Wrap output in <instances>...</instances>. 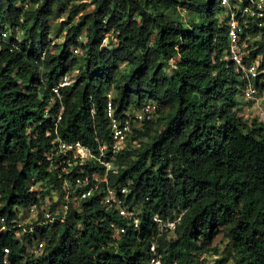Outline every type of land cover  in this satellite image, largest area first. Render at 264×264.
<instances>
[{
  "label": "trees",
  "instance_id": "trees-1",
  "mask_svg": "<svg viewBox=\"0 0 264 264\" xmlns=\"http://www.w3.org/2000/svg\"><path fill=\"white\" fill-rule=\"evenodd\" d=\"M178 9L195 18L167 14ZM226 11L221 0H0V34L8 33L0 41V216L8 224L0 264L6 248L10 264H148L153 243L164 264H198L219 252L211 245L221 231L227 242L215 264H264V122L240 117ZM245 29L264 35V15ZM74 71V82L60 85ZM110 90L118 117L158 104V116L135 129L139 146L103 156L116 166L108 185L141 211L138 228L107 209L100 190L76 198L106 166L90 159L65 172L48 158L57 136L96 154L112 144ZM77 175L88 177L85 187ZM47 197L51 210L68 209L14 226ZM155 215L180 217L174 232H159ZM112 224L125 228L120 238ZM39 240L44 252L27 256L25 243Z\"/></svg>",
  "mask_w": 264,
  "mask_h": 264
},
{
  "label": "built area",
  "instance_id": "built-area-1",
  "mask_svg": "<svg viewBox=\"0 0 264 264\" xmlns=\"http://www.w3.org/2000/svg\"><path fill=\"white\" fill-rule=\"evenodd\" d=\"M222 5H224L228 11L227 24L229 26V44H228V54L227 59L235 63V68L238 72H242L243 79L246 81L245 85L241 87L239 93V107L240 116L243 118H248L251 115V111L256 108V101L260 100L259 90L256 88L253 81L258 77L264 75V54L262 52L255 51L260 47V41L263 40V34L261 32L248 33L246 27L249 22L255 18H259L264 15V0H221ZM259 25H262L261 23ZM8 37V33L5 31L2 33L0 40H5ZM74 71L72 74L68 73L63 76L60 85H70L75 80ZM260 82H264V77L259 79ZM58 91L57 88H54ZM108 106H107V116L109 118V129L110 135L112 137V144L100 145L99 154H96L92 149L82 145L79 141H68L60 136H57L54 140L56 145L48 153V158L60 165H70L74 161L76 164L82 163L89 159L98 160L101 164L106 166L105 173H94L93 177L97 181L93 187L83 190L76 195V198L83 199L93 195L95 190H100L102 196L101 202L109 210H116L119 215L127 219L134 227L138 228L140 225V209L139 208H128L123 205V200L119 196L116 189L111 188L107 183V172L110 170L115 171L116 168L112 161L107 162L103 159L106 152L111 154V158L125 150L130 146H136L137 143L133 139L135 134V129L141 128L145 120H154L158 116V104L154 101H150L143 104L139 108H132L124 111L122 117H118L115 114V107L113 105V98L116 93L111 90L107 94ZM262 98V97H261ZM63 108L56 114V122L60 121ZM72 154V156L70 155ZM74 165V166H75ZM73 166V167H74ZM67 166L63 169L65 172ZM97 174H101L102 177H98ZM75 184L78 188H83L88 184V177L82 178L76 176ZM102 182H106L105 186H100ZM69 185L68 181H65V186ZM121 192L123 194L128 193V189L122 188ZM47 204L49 200L46 201ZM43 204L41 211L45 220L38 222L42 225L48 221H53L58 218V208L54 212L50 211V206ZM62 208V207H60ZM59 208V209H60ZM67 208V206H65ZM39 209L36 205L30 208L29 214H38ZM56 215V216H55ZM36 217L35 219H37ZM155 223L157 224L158 230L161 233H173L180 217L174 219L162 218L159 215L153 217ZM17 222V221H16ZM22 221H18L14 226H22ZM113 226V237L120 238V236L125 232V228L118 225L112 224ZM8 229V224L4 216L0 217V233L5 232ZM32 231V229H30ZM45 242L44 240H39L36 244H33L28 249L30 255L37 257L44 252ZM152 256L150 257L148 264H164L162 255L157 252L156 245H151ZM10 250L8 248L4 249V263L8 264ZM198 264H209L203 258L200 259Z\"/></svg>",
  "mask_w": 264,
  "mask_h": 264
},
{
  "label": "rangeland",
  "instance_id": "rangeland-1",
  "mask_svg": "<svg viewBox=\"0 0 264 264\" xmlns=\"http://www.w3.org/2000/svg\"><path fill=\"white\" fill-rule=\"evenodd\" d=\"M62 14H63V16L59 17V14L57 13L56 17L53 19L54 28H59V25H60V22H61L62 18H64V19L67 18L68 14H69V9H67V10H66L64 13H62ZM167 14H168L171 18L179 19V20H183V19H184V20H188V19H190V18H195V14H194V13L189 12V11H185V10H182V9H178L177 12H174V11L169 10V11H167ZM52 37L55 38V36H52ZM55 40H56V38H55ZM122 66H123V65H122ZM124 66H125V64H124ZM263 96H264V95L262 94V97H263ZM256 110H258V111L261 113V115L263 116V119H264V115H263V113H262V111L264 110V99H260V100L257 101V103H256ZM165 111L167 112V110H165ZM139 141H140V140H137V142H136L137 145L140 144ZM70 155L72 156V154H70ZM86 161H87V160H86ZM84 163H85V161H82V163H79V164L82 165V164H84ZM75 164H76V161H74V162L71 163L70 165H65V166H67L66 170H67V171H71V170L73 169V166H74ZM82 166H83V165H82ZM97 175H98V177H102L101 174H97ZM53 194H54L55 200H58L59 198H58V194H57V192H56V191H53ZM51 202H52V201H51ZM75 204H77V203L75 202ZM63 205H64L63 202H60V203H59V207H62ZM40 211H41V209H39V213H40ZM36 217H38V214L31 215V214L28 213V215H26V217L23 219L22 222L28 223V222H30V221H33ZM226 242H227V239H226V237H225V234H224L223 231H221V232L217 235V237L215 238V240L213 241V244L211 245V248H214V247L219 248V249H220L219 252H215V251L212 249L210 252L204 254L200 259L203 258V259L206 260L209 264H215V260H216L219 256L223 255V248H224Z\"/></svg>",
  "mask_w": 264,
  "mask_h": 264
},
{
  "label": "clouds",
  "instance_id": "clouds-1",
  "mask_svg": "<svg viewBox=\"0 0 264 264\" xmlns=\"http://www.w3.org/2000/svg\"><path fill=\"white\" fill-rule=\"evenodd\" d=\"M222 4V3H221ZM223 7H225L224 5H222ZM226 8V7H225ZM227 9V8H226ZM6 32H7V30H5ZM5 31H3V32H5ZM3 32H1V34H0V37L2 36V33ZM264 37V36H263ZM6 40V39H5ZM5 40H0V41H5ZM228 41H229V35H228ZM261 42V41H260ZM259 42V43H260ZM228 44H229V42H228ZM263 54H264V52H262ZM227 54H228V47H227V51H226V55H225V60H228L227 59ZM231 63H233V65H234V69H235V71L238 73V78H239V80L242 82V85L240 86V89H239V91H238V93H237V97H239L238 95H239V93H240V91H241V87L242 86H244L245 85V80L243 79V74H242V72H238V70L235 68V63L233 62V61H231V60H229ZM66 74H68V73H66ZM65 74V75H66ZM64 75V76H65ZM262 77H264V75H262L261 77H258L257 79H255L254 81H253V83L255 84V86H256V88L259 90V96H260V99H264V96L262 97V94L264 95V82H260V78H262ZM262 88H263V91H262ZM111 91V90H110ZM114 91V90H113ZM107 96V95H106ZM262 97V98H261ZM239 100V99H238ZM256 103H257V101H256ZM255 106H256V104H255ZM262 113H263V115H264V110L262 111ZM241 117V116H240ZM254 118H256L258 121H263L264 122V119H263V116L261 115V113L258 111V110H256V108L254 109V111H251V115L248 117V118H244V120H252V119H254ZM134 139V138H133ZM135 140V139H134ZM136 142H137V140H135ZM137 146H139V145H136V147ZM90 160V159H89ZM114 165V164H113ZM59 166H61L60 164H59ZM116 167V166H115ZM116 171V170H115ZM47 200H49V202H48V204H47ZM43 204H47V205H49L50 207H51V204H52V202L50 201V199L47 197L46 199H45V201H44V203H42V205ZM64 204V203H63ZM65 206H67L66 204H64L63 206H62V208H60L59 207V205H57V207H56V209L55 210H57V208H58V211H59V213H58V216H59V214H62V211H66L67 209H68V206H67V208H65ZM125 206V205H124ZM55 210H51V208H50V211L51 212H54ZM40 212H42V211H40ZM56 216V215H55ZM1 217V216H0ZM20 227H24V225H23V223H22V226H20ZM2 233V232H1ZM16 237L20 240L21 238H22V234H21V232L19 231V232H17V234H16ZM22 240V239H21ZM153 244H155V243H153ZM33 245V244H32ZM32 245H29V244H27V243H25V247H26V251H27V256H32V255H30V253H29V251H28V249L30 248V246H32ZM156 245V244H155ZM9 249V248H8ZM158 252V251H157ZM3 253H4V251H3ZM10 253V252H9ZM159 253V252H158ZM33 257V256H32ZM38 257V256H37ZM9 259V258H8ZM3 263H4V258H3ZM5 264V263H4ZM8 264H10V261H9V263Z\"/></svg>",
  "mask_w": 264,
  "mask_h": 264
}]
</instances>
